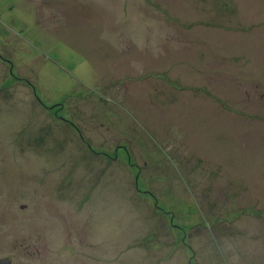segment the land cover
<instances>
[{
    "label": "rangeland",
    "instance_id": "1",
    "mask_svg": "<svg viewBox=\"0 0 264 264\" xmlns=\"http://www.w3.org/2000/svg\"><path fill=\"white\" fill-rule=\"evenodd\" d=\"M0 258L264 264V0H0Z\"/></svg>",
    "mask_w": 264,
    "mask_h": 264
},
{
    "label": "water",
    "instance_id": "2",
    "mask_svg": "<svg viewBox=\"0 0 264 264\" xmlns=\"http://www.w3.org/2000/svg\"><path fill=\"white\" fill-rule=\"evenodd\" d=\"M0 264H10V260L8 258L1 259Z\"/></svg>",
    "mask_w": 264,
    "mask_h": 264
},
{
    "label": "flooded vegetation",
    "instance_id": "3",
    "mask_svg": "<svg viewBox=\"0 0 264 264\" xmlns=\"http://www.w3.org/2000/svg\"><path fill=\"white\" fill-rule=\"evenodd\" d=\"M1 259H4V258H0V260H1Z\"/></svg>",
    "mask_w": 264,
    "mask_h": 264
}]
</instances>
